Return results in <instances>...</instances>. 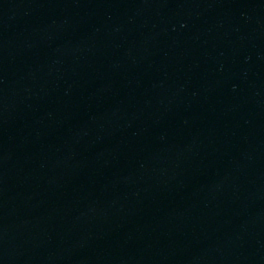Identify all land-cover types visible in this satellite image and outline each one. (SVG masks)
Listing matches in <instances>:
<instances>
[{"label": "water", "instance_id": "obj_1", "mask_svg": "<svg viewBox=\"0 0 264 264\" xmlns=\"http://www.w3.org/2000/svg\"><path fill=\"white\" fill-rule=\"evenodd\" d=\"M0 264H264V0H0Z\"/></svg>", "mask_w": 264, "mask_h": 264}]
</instances>
